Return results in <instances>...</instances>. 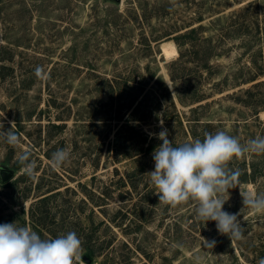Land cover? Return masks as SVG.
I'll use <instances>...</instances> for the list:
<instances>
[{
  "label": "rangeland",
  "instance_id": "374dc122",
  "mask_svg": "<svg viewBox=\"0 0 264 264\" xmlns=\"http://www.w3.org/2000/svg\"><path fill=\"white\" fill-rule=\"evenodd\" d=\"M192 27L197 31L175 39ZM167 41L177 55L163 54ZM181 53L190 58L182 72L174 63ZM202 55L210 56L200 70L194 59ZM0 63V132L12 127L21 140L12 147L0 136V166L14 172L11 180H0V224L32 229V202L54 188L37 207L43 223L37 234L50 239V230L56 237L74 231L81 240L90 238L100 250L92 264H196L197 255L200 264L264 259V214L243 208L239 188L229 190L223 208L240 213L245 229L232 242L214 221L198 218L194 201L160 203L147 174L162 144L161 118L173 146L193 140L192 132L203 140L225 130L241 143L264 136V108L254 114L237 99L264 80V0H0ZM170 71L178 73L177 87L205 96L203 106L191 112L199 103L176 98V108L158 104L160 84L150 74L161 75L174 92ZM255 73V80L243 81ZM110 83L119 87L113 98ZM130 97L145 100L138 118L148 105L158 108L146 121L126 124ZM27 149L36 161L34 177L14 167ZM57 149L70 158L53 169ZM252 164L254 180L241 184L264 193V155L234 159L229 167L250 172ZM102 199L106 204L96 205ZM204 239L215 246L206 248Z\"/></svg>",
  "mask_w": 264,
  "mask_h": 264
},
{
  "label": "clouds",
  "instance_id": "9594fccd",
  "mask_svg": "<svg viewBox=\"0 0 264 264\" xmlns=\"http://www.w3.org/2000/svg\"><path fill=\"white\" fill-rule=\"evenodd\" d=\"M41 72L42 69L37 68V76ZM160 124L162 130L157 138L162 144L153 153L155 170L147 173L157 190L159 202L176 206L194 201L200 220L205 223L214 221L218 232L232 242L242 239L245 229L238 219L240 213L223 210L229 199V190L239 188L243 208H248L253 214H264V193L246 190L239 180L241 171L230 168L229 164L250 154L264 155V136L241 143L239 137L219 130L214 134L206 133L203 140L195 139L173 146L168 139L167 129L163 128L162 118ZM0 136L9 146L17 147L21 143L12 127L0 132ZM32 155L31 149H27L17 158L25 174L30 177L35 176L37 167ZM69 158V151L57 149L52 154L51 167L59 169ZM226 193L228 198H225ZM215 243L214 240L209 242L204 239L206 248L212 249ZM81 253L82 240L74 231L56 238L42 239L29 227H17L15 223L0 224V264H80L83 261ZM194 259L196 264H200L199 255ZM259 264H264V259Z\"/></svg>",
  "mask_w": 264,
  "mask_h": 264
},
{
  "label": "trees",
  "instance_id": "16d2710c",
  "mask_svg": "<svg viewBox=\"0 0 264 264\" xmlns=\"http://www.w3.org/2000/svg\"><path fill=\"white\" fill-rule=\"evenodd\" d=\"M196 31H197L196 27H192L188 32H185V33H183L181 35H178L177 37H175V39L179 40V38L187 37L189 34H191L193 32H196ZM176 42H177L178 46H180L182 44V41L181 42L176 41ZM199 45H200V48H201L202 45L201 44H199ZM183 56L184 55L181 53L180 56L178 57V59L174 62V63H176L178 65H180V64L182 65V68H180V70H179L181 72H182V69H185L186 61L190 59V58L189 59L188 58L185 59ZM209 56L210 55H202L201 57L197 56L196 59H194L195 67L199 68L200 70L202 68H206V66H208L207 64H208ZM0 68H5V64L4 63H0ZM259 74L260 73H255V75H252L250 77H246L243 81L244 82L253 81V80H255L256 76H258ZM150 75L152 76V78H154V81L157 84H160V87L158 89L160 94H158V95H160L161 100H157L158 104H161V101L164 100L171 107L176 108L175 98L181 104H185V105L193 104V103H199L200 101H202L205 98V96L202 93H199L196 90V88L189 87L188 85L183 87V88L177 87L175 85L176 81L179 78L177 72L173 73V72L170 71V73H169L170 78L172 80L174 92L168 86V84L164 82L163 77L161 75H154V74L152 75V73ZM0 76L4 77V74L0 72ZM262 85H264V80H258L256 82H253L250 86L242 89L243 90L242 91V95L237 96V99L239 98L240 102L243 103V105L249 107L251 109L252 113H254V114H257L259 109L264 108V90H260V87ZM142 87H143L142 85L138 87V92L139 93L144 92ZM255 88H258L259 92H255L253 90ZM108 89L110 91V95H111L112 98H113V94L116 93V90L119 91V87H116L113 83L109 84ZM240 96H242V97H240ZM137 99L138 98H136V97L135 98L134 97L133 98L130 97V99H128V103H127L126 108H128L130 110V112L127 115L126 124H131L133 122H136L137 120L146 121L147 114L152 113V111H155L158 108V105H155V107H152V106L148 105L147 108L145 110H143V115H141V117L138 118L137 117L138 116L137 112L139 111V108L145 102V100H143V98H141V99H139L137 101ZM201 106H203L202 103H199L195 107H191L190 111L193 112V111H195L197 108H199ZM121 115L122 114L118 112V117L116 119L121 120L122 119ZM176 116L180 117V115L178 113L176 114ZM195 119H197V118H195ZM179 121H180V118H179ZM133 124H136V123H133ZM131 126H135V125H131ZM189 126H190V129H192L191 125H189ZM192 136L194 138L193 140L198 139V137L193 132H192ZM189 141H191V140H189ZM189 141H185V142H189ZM185 142H182L180 144H183ZM179 145H177V146H179ZM151 148H152V146L150 145V146L147 147V150H150ZM47 156L49 157L50 155H47ZM14 167L15 168L21 167V165L18 163V160L15 161ZM254 173H255V171H254L253 164H252V170L250 172H248L246 169H244L241 172V175L239 177L240 182H247L249 180H254ZM123 184H125V183H123ZM131 184L133 185V183H131ZM53 189L54 188H50V189H47L43 193H39L37 195L36 200H34L32 202V213H30V218L32 219V229L35 232L39 231L40 234H42L41 225L43 224L42 221H41L42 220V217H41L42 213H39V211H37V207L41 203L47 201L50 197H52L55 194L54 192H51V191H53ZM103 200L104 199H102V201ZM104 204H106V202H104V201L102 203H96V205H104ZM91 212L93 213L94 209L91 208ZM140 224L141 223H139V226H140ZM48 233L51 236L50 239L56 237V233L55 232L50 230V231H48ZM82 247H83V253H81L82 255L84 253H89L92 257H97L99 255L100 250L97 247H95V245L93 243H91L90 238H86L85 241L82 240Z\"/></svg>",
  "mask_w": 264,
  "mask_h": 264
},
{
  "label": "water",
  "instance_id": "95a60500",
  "mask_svg": "<svg viewBox=\"0 0 264 264\" xmlns=\"http://www.w3.org/2000/svg\"><path fill=\"white\" fill-rule=\"evenodd\" d=\"M120 1V0H116ZM158 116L154 114V120H157ZM14 176V172L11 168L0 166V180L1 182L5 183L11 180ZM86 264H92L93 257L89 253H84L81 258Z\"/></svg>",
  "mask_w": 264,
  "mask_h": 264
},
{
  "label": "bare ground",
  "instance_id": "6f19581e",
  "mask_svg": "<svg viewBox=\"0 0 264 264\" xmlns=\"http://www.w3.org/2000/svg\"><path fill=\"white\" fill-rule=\"evenodd\" d=\"M162 50H163V54L166 57H169L172 55H177V53H178L177 48L172 41H167V42L163 43L162 44Z\"/></svg>",
  "mask_w": 264,
  "mask_h": 264
}]
</instances>
